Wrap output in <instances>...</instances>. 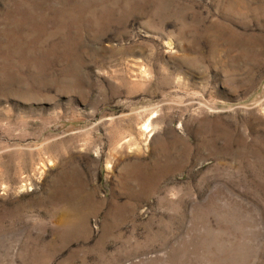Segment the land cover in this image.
Listing matches in <instances>:
<instances>
[{
  "label": "rangeland",
  "instance_id": "obj_1",
  "mask_svg": "<svg viewBox=\"0 0 264 264\" xmlns=\"http://www.w3.org/2000/svg\"><path fill=\"white\" fill-rule=\"evenodd\" d=\"M0 264H264V0H0Z\"/></svg>",
  "mask_w": 264,
  "mask_h": 264
},
{
  "label": "bare ground",
  "instance_id": "obj_2",
  "mask_svg": "<svg viewBox=\"0 0 264 264\" xmlns=\"http://www.w3.org/2000/svg\"><path fill=\"white\" fill-rule=\"evenodd\" d=\"M155 126H154V120L153 117L149 118L148 120H146V122L143 124L142 126V133L144 134H148L150 132H152L154 130Z\"/></svg>",
  "mask_w": 264,
  "mask_h": 264
}]
</instances>
